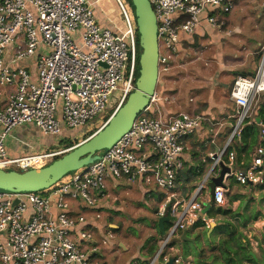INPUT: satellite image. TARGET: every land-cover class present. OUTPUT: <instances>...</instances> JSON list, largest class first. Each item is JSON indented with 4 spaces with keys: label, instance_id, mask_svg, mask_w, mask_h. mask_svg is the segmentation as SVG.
<instances>
[{
    "label": "built area",
    "instance_id": "1",
    "mask_svg": "<svg viewBox=\"0 0 264 264\" xmlns=\"http://www.w3.org/2000/svg\"><path fill=\"white\" fill-rule=\"evenodd\" d=\"M254 1L264 9V0ZM116 2L124 23L121 32L100 24L89 0H0V168H40L72 148L10 156L5 139L16 127L30 123L41 133L59 134L87 124L108 109L112 115L134 90L136 18L127 0ZM150 2L157 20L162 73L173 69L176 55L195 37L222 32L241 0ZM259 55L251 75L235 78L230 90L235 111L227 118L162 111L155 91L131 128L110 148L98 152L93 162L47 189L0 191V264H95L91 255L99 252V246L94 242L93 223L74 212L71 201L95 206L110 179L140 182L165 192L158 215L168 213L170 224L147 264H167L170 258L175 264H195L190 257L167 252L175 250L173 239L198 223L215 226L219 218L210 211L231 208L234 182L264 184V144L254 146L248 157H239L232 148L247 123H258L260 140L264 137V123L256 115L264 94V43ZM206 124L211 129L206 144L216 149L203 158L207 168L202 178L182 194L177 178L193 160L187 153L188 140ZM225 127L229 130L219 147ZM221 164L228 171L221 184L211 189ZM113 237L106 231L102 243Z\"/></svg>",
    "mask_w": 264,
    "mask_h": 264
},
{
    "label": "rangeland",
    "instance_id": "2",
    "mask_svg": "<svg viewBox=\"0 0 264 264\" xmlns=\"http://www.w3.org/2000/svg\"><path fill=\"white\" fill-rule=\"evenodd\" d=\"M89 1L95 6L93 1ZM96 1L100 2V0ZM256 3L257 1L254 0H241L240 5L228 15L229 20L223 26L222 32L203 38L195 37L191 45L185 44L179 54L176 55L173 69L169 72H160L156 91L161 97L162 111L167 109L174 110L173 113L181 110L191 112L194 106H196V109H203L208 106L210 109L213 107L211 110L218 114V107L211 106L214 101V91L211 90L210 76L217 74L219 66L225 67L228 71L230 69L234 70L228 73L223 72L220 76L224 78V87H228L225 84L226 81L230 80L229 84H232L238 75L251 74L258 66L261 45L264 43V13L262 16L258 14L260 8H256ZM113 6L120 15L114 3ZM96 12L102 14L99 8H96ZM107 16L109 17V15L104 17L111 24L112 17H115V15L111 14V18ZM237 28L239 31L237 30L231 34L232 30ZM221 90L215 89V99L221 104L222 102L228 103L227 95ZM208 98L209 101H207ZM261 98L264 99V94L261 95ZM109 110L104 112L103 115L99 114L85 125L64 129L59 134H45L33 130L29 134L22 133V135L25 137V141L31 145L35 147L40 145L41 150H67L100 128L110 117L111 114L109 117H104ZM227 115L228 112L217 116V119L226 118ZM227 128L225 127V129ZM20 133L21 131L14 129L8 134L6 142H12L18 150H23L21 151L23 155V153H28L25 148H29V146L15 140L14 136H19ZM191 149L193 150L195 147ZM199 158L203 159L205 155L203 154ZM109 182L111 181L108 180V184ZM180 192L183 191L180 190ZM157 195L159 194L157 193ZM157 195L154 196V199L156 198L154 203L153 197L147 195L142 197L144 198L142 201L137 197L133 198V196H129L127 201L124 196L110 195L105 199V201L107 200L106 207L99 210L98 214L96 213L92 217L93 221L96 222L97 231H111L115 236L114 239L112 238L114 241L121 239L120 241L130 243L133 248L143 245L148 240H151V242L156 241L155 245L158 246L157 242L161 235L158 227L159 218H157L160 199L158 200ZM230 195L232 199H235L238 198L239 192L237 189L232 188ZM145 201L149 203L147 204ZM253 216L254 210L251 218ZM250 222V219L242 212L240 203L235 211H231L226 215L220 214L219 224H222V229L213 230V228L214 232L212 231V233H208L211 230L205 227L192 230L190 234L199 239L194 244L197 247L196 256L194 257L196 264H252L253 261L249 260V252L247 253L249 250L248 245L241 241L249 234V232H246L248 231L246 228L251 225ZM228 223H231L229 230L236 232L238 237L237 240L230 242V253L222 254L221 238L227 237L223 226ZM253 234L257 233L253 232ZM199 241L201 244H199ZM240 245L242 247H239ZM227 258H234L235 261L227 262ZM111 262H113V259Z\"/></svg>",
    "mask_w": 264,
    "mask_h": 264
},
{
    "label": "crops",
    "instance_id": "3",
    "mask_svg": "<svg viewBox=\"0 0 264 264\" xmlns=\"http://www.w3.org/2000/svg\"><path fill=\"white\" fill-rule=\"evenodd\" d=\"M91 1H93L95 4V6H93L94 12H95L96 18L98 19V22L100 24H102L103 26L110 28L116 32L123 31L124 23H123L122 15H121V12H120V9L117 5L116 0H111V1L110 0H100V2L99 1L97 2L96 0H91ZM113 3L116 5V8H117L120 15H118V13L116 12V9L114 8ZM96 8H99L102 11V14H98L96 12ZM256 8H257V4H256ZM259 10L260 11L258 14L260 16H262L264 13L263 12L264 9H259ZM111 14H114L115 17H112ZM106 15H109L110 18L112 17L111 24H109V21L106 20V18L104 17ZM119 16L121 17V19ZM237 30H238V28L235 30H232L231 34L235 33ZM214 34H217V33L212 32V34L210 36H213ZM218 69H219V71L217 72V74L215 76L211 75L210 79H209V82L212 83L211 90L214 91L213 92L214 93V99H213L214 101L211 103L212 104L211 106H217L218 107V109H219L218 114H215L211 110L213 107H211V109H210V107H208V106L206 108L204 107L203 109H196V106H194L192 111H191L194 113H204L207 116L211 117L213 120H223L225 118L217 119V116L224 115L227 112H228V115H230V114L234 113V111H235V106L230 99V90L232 88L233 83L229 84L230 80L229 81L225 80L226 81L225 84H227L228 87L227 86L224 87V85H223V83H224L223 79L224 78L220 77L223 72L228 73L229 71L231 72L234 70L230 69L228 71V69H226L225 67L223 68L221 66H219ZM251 74H245V75H251ZM215 89H217V90L222 89L221 92L224 91V93L227 95L228 103L222 102V104H221L218 100L215 99V94H216ZM209 100L210 99L208 98L207 101H209ZM207 101H204V102L208 103ZM160 106H161V104H160ZM164 111L175 112L174 110H167V109ZM181 111H183V110H181ZM227 116H226V118H227ZM15 129H18L19 131H21L19 136L18 135L14 136L15 140L16 141L18 140L19 143H21V144L25 143V145L29 146V148H25V150H28V153H23V155L24 154H30L33 152H38V151H44V150L40 149V147H41L40 145L35 147L34 145H31L30 143L26 142L25 137H23V135H22V133H28L29 134L33 130L39 131V130H37V128L33 124L27 123V124L18 126ZM210 130L211 129L206 124L204 126L203 131H201L199 134L192 136L188 140L187 153L191 158H199V157H201V155H203V154L205 155L206 152H208L209 150L216 149V145H213L210 143L206 144V140H208L210 138V135H211ZM228 130H229V128L222 130L223 133H222L221 137L218 139L217 146H219V147L222 146L224 139H225L224 137L227 135ZM2 131H3V127L0 125V132H2ZM7 137L5 139V145L7 147V150L9 152L10 156H13V157L20 156L21 151H23V150H18L17 147H14L12 142H6L8 139ZM192 147H195V149L192 150L191 149ZM202 150H205V151H202ZM242 156L248 157V155H246L245 153H243ZM109 181H111V182H109V184L107 182L108 185L104 190V195L100 196V198L97 201V204L95 206L84 205L79 200H72L71 201L72 208L74 209V212H79V213L84 214L88 218V220L91 223H93L92 227H93V231L95 233L94 242L97 243V245L99 246V252L92 254L91 260L95 264H131L133 260H137L139 264H147L150 261V259L153 257V255L155 254L154 252L157 251L158 246H159V241L163 237L164 234L160 233L161 237H160L159 241L157 242L158 246L155 245L156 241L151 242V240H148L143 245L136 246V248H133V247H131L130 243L125 242V241H120L121 239L120 240L116 239V241H114L113 239L115 238V236L113 237V239L111 238L112 240L110 239V241L107 244H104V243H102V238L104 237L106 231L100 230L98 232L97 231V225L95 224L96 222L93 221L92 217L96 213L98 214L99 210H102L104 207H106L107 200L105 201V199H107L110 195L124 196L125 199L127 198L126 199L127 201L129 200V196H133V198L137 197V198H139V200L141 199V201H142V199H144L142 197L147 195L148 197H153L152 200L154 203V202H156V200H155L156 198L154 199V196L157 195V193H158L159 195H157V196H158V200L160 199V203H159V206L157 208V218L160 219L162 216L158 215V210H159L161 203L165 199V192H164V190H162L159 187L148 186V185L142 184L140 182L130 183L124 179H110ZM232 188H235L238 190V192H239L238 198L232 199L231 195L229 194V200H230L231 208L222 209V210L235 211L238 208V205H240V203H241L242 212L245 213V216L248 219H250V221H251L250 222L251 225L247 226V228H246V230H248L246 232H249V234H247V236H245L244 239L242 238V241L248 245L247 247L250 250V254L254 260L252 264H264V184L260 185V186H256V185H252V184L241 185V184H237L234 182ZM180 190H182V189L179 188V191ZM189 192H190V190H189ZM182 194H185V193L182 192ZM145 202L147 204L149 203L147 201H145ZM253 210H254V216H253V218H251V214H252ZM210 213L217 216L219 218V221L215 226H213L212 228L209 229L211 231H209L208 233H212L213 230L222 229V227L221 228L219 227L222 225V224H219L220 223V214H222V213L217 212V210H211ZM224 215H226V214H224ZM164 216H168V213ZM159 219H158V225H159ZM165 222H169V224H170V219H169V221H165ZM167 227L168 226H165V223H164L165 231H166ZM159 228H160V226H159ZM198 228H203L200 225V223L196 224L192 228L187 229L186 230L187 231L186 239H182V241L180 243L179 242H173V244L175 246V250H169L168 249L167 252L172 254V256H173V254H176V255H181L183 257H190L192 259V261L196 264L194 257L196 256V248L197 247L194 244H196L199 239L196 237H193L190 233L192 232V230H196ZM224 230H225V232L227 231L226 226L224 227ZM244 232H245V229H244ZM253 232H256L257 234H253ZM181 235H182V233H180V236ZM199 244H201L200 241H199ZM152 246L153 247L156 246V248L154 249V252H151ZM149 254H151V255H149ZM150 256H152V257H150ZM112 259H113V262H111Z\"/></svg>",
    "mask_w": 264,
    "mask_h": 264
},
{
    "label": "water",
    "instance_id": "4",
    "mask_svg": "<svg viewBox=\"0 0 264 264\" xmlns=\"http://www.w3.org/2000/svg\"><path fill=\"white\" fill-rule=\"evenodd\" d=\"M132 3L142 49L134 90L100 128L47 165L30 169L0 168V191H39L53 186L70 172L93 162L98 152L110 148L131 128L135 118L148 105L160 74L158 26L150 0H132ZM221 166V174L210 182L211 189L221 184L224 173L228 171L224 164ZM169 219L168 216L159 219L162 234H165L164 223ZM186 235L184 230L173 242L180 243ZM167 264H175L174 258H170Z\"/></svg>",
    "mask_w": 264,
    "mask_h": 264
},
{
    "label": "trees",
    "instance_id": "5",
    "mask_svg": "<svg viewBox=\"0 0 264 264\" xmlns=\"http://www.w3.org/2000/svg\"><path fill=\"white\" fill-rule=\"evenodd\" d=\"M127 2L129 3V5L134 11V5L132 3V0H127ZM137 38H138V61H137L136 72H135V81L137 77L139 76V72H140V55L142 51L141 46H140V38H139L138 31H137ZM111 113H112V110H110L107 113V115H105L104 117L106 116L109 117ZM256 113L260 121L264 123V99L262 98L259 100V104L256 108ZM260 133H261V127L258 123L251 122V123H247L244 126L241 132V135L238 138H236L232 144V148L237 150L239 157H241L243 153L248 155L250 150L253 149V147L256 146L258 143L261 142L262 144H264V137L262 138V140H260ZM57 157H60V156H56L55 158ZM206 168H207V161H204L203 159H200V158H193L192 162L186 164L185 168L180 172L177 178L178 189L180 188L183 190L185 194H188L189 190H191L193 186L195 185V184L193 185V183H196L202 178V175L204 174ZM217 212H221L222 214H229L231 210L219 209L217 210ZM168 225H169V222H165V226H168ZM230 225L231 223H228L225 225L227 227V231H226L227 237L221 238L222 254H225L226 252L230 253L231 251L230 242L237 240V237H238L236 232L229 230ZM219 227L221 228L222 226H219ZM159 233H161L160 228H159ZM239 247H242V245H240ZM155 248L156 246L154 247L152 246L151 252H154ZM248 252L251 258V259L249 258V260L254 261L253 257L250 254V250H248L247 253ZM231 261H235L234 258H227V262H231Z\"/></svg>",
    "mask_w": 264,
    "mask_h": 264
}]
</instances>
